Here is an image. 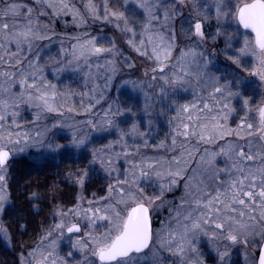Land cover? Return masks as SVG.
Instances as JSON below:
<instances>
[{
	"label": "snow or ice",
	"instance_id": "1",
	"mask_svg": "<svg viewBox=\"0 0 264 264\" xmlns=\"http://www.w3.org/2000/svg\"><path fill=\"white\" fill-rule=\"evenodd\" d=\"M0 244L264 264V0H0Z\"/></svg>",
	"mask_w": 264,
	"mask_h": 264
},
{
	"label": "rangeland",
	"instance_id": "2",
	"mask_svg": "<svg viewBox=\"0 0 264 264\" xmlns=\"http://www.w3.org/2000/svg\"><path fill=\"white\" fill-rule=\"evenodd\" d=\"M65 82H67V79L65 80ZM160 218H163V211H162ZM11 259H12L11 254H9L8 250L3 246V244H0V262H2L4 260H8L9 264H11Z\"/></svg>",
	"mask_w": 264,
	"mask_h": 264
},
{
	"label": "trees",
	"instance_id": "3",
	"mask_svg": "<svg viewBox=\"0 0 264 264\" xmlns=\"http://www.w3.org/2000/svg\"><path fill=\"white\" fill-rule=\"evenodd\" d=\"M58 27V30H59V25L57 26ZM52 172L54 173L55 172V168H52ZM167 215V210H163V217ZM9 252V251H8ZM10 254V253H9Z\"/></svg>",
	"mask_w": 264,
	"mask_h": 264
}]
</instances>
